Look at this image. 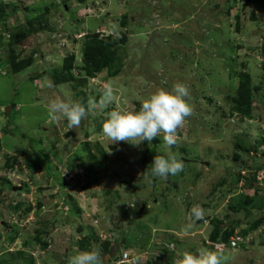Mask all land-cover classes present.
<instances>
[{"label": "rangeland", "instance_id": "374dc122", "mask_svg": "<svg viewBox=\"0 0 264 264\" xmlns=\"http://www.w3.org/2000/svg\"><path fill=\"white\" fill-rule=\"evenodd\" d=\"M0 2L7 10L10 4L19 7L8 20L10 33L16 25L25 26L29 18L49 10V27L29 34L16 46L22 58L33 54L34 62L25 70L12 72L9 42L0 38V50L5 51L0 54V264H31V260L34 264H68L71 256L82 251L77 250L82 247L77 237L85 234L78 232L80 225L92 229L86 237L93 234L97 247L102 241L94 234L97 228L107 232L112 228L121 250L135 253L147 249L155 253L160 248L155 242L173 239L174 232L178 233L174 238L177 256L183 251L209 248L197 234L203 225L192 215L197 206L203 211L201 220L213 219L211 228L215 219L223 227L232 223L235 232L248 228L252 240L227 250L230 264H264V221L256 230L250 228L252 221L264 217V167L257 168L264 165V0ZM126 15L127 31L121 21ZM105 19L119 25V38L128 35L120 49L124 68L116 76L87 79L77 67L83 64L84 35L109 32ZM4 27L0 22V34L6 30ZM70 53L76 57L75 78L56 84L52 76L62 71L65 56ZM245 70L251 74L253 84L260 87L254 92L252 118L230 114V96L239 83L237 72ZM109 81L115 83L119 93L108 109L89 115L76 129H69L66 121L49 123L50 99L60 95L82 101L81 92L88 99L96 98L99 88ZM176 82L189 87L194 114L178 131V145L166 149L161 141L157 151L179 154L185 167L167 180L157 178L149 183L144 179L148 171L142 162L154 142L109 145L100 124L116 105L136 109L157 88L171 89ZM10 105V112L3 109ZM236 143L245 148L252 144L257 150L247 152L237 148ZM29 159L39 164L30 166ZM8 161L14 163L12 168ZM253 172L255 180H249ZM4 177L23 189L13 191V185L4 183ZM9 195L24 202L34 198L45 206L37 209L31 222L17 223L14 215L20 214L7 203ZM247 196H254V204L247 203ZM131 203L137 208L129 217L132 210L125 209ZM239 205L249 208L235 211L233 207ZM94 212L103 218L97 225L88 218ZM58 214L62 226L49 235ZM42 227L46 230L41 239L48 245L42 247L37 241L34 256L26 244ZM64 236L71 241L62 245L59 238ZM142 244L146 247L138 252L136 245ZM22 246L28 250L25 254L19 252Z\"/></svg>", "mask_w": 264, "mask_h": 264}, {"label": "clouds", "instance_id": "9594fccd", "mask_svg": "<svg viewBox=\"0 0 264 264\" xmlns=\"http://www.w3.org/2000/svg\"><path fill=\"white\" fill-rule=\"evenodd\" d=\"M109 31L110 34H112L116 38H119L118 24H110ZM96 78L98 77H91V79ZM48 86L52 87L51 83H49ZM118 93L119 89L116 87L115 83L113 81H109L99 88L98 97H90L86 102L81 100H73L69 96L57 95L54 98L50 99L47 104L49 123L59 125L61 122L66 121L69 129H76L81 125V122L83 120L88 118L89 115L94 114L96 112H103L104 110L108 109L109 106L115 104ZM190 100V89L186 84L182 82H176L171 89L162 87L157 88L147 98L141 101L138 110H127L121 108L119 105H116L113 110L108 111L106 113V118L102 122V136L109 142V145L118 142H127L132 146H139L143 141H148L150 144L154 139L162 137L163 145L165 146V148H172L173 146H176L179 143L178 131L184 127L186 119L194 114V107L190 103ZM151 165V169L145 174L144 177V179L147 180L149 183L153 182V179L156 178L167 180L170 175H177L178 173L182 172L185 167L184 161L182 158H180L179 154L172 152H166V154L164 155H155L151 162ZM11 184L15 185L13 182ZM20 201L23 203H21ZM0 202V204H2L1 199ZM7 203L11 204L8 200ZM20 203L22 204V207L18 209L12 208L14 211H17L20 214L19 216L14 215L18 219L17 223L23 221L31 222V219L33 220L37 209H43L45 206V203L42 202L41 207H38V202H35L34 198L29 202H24V200L20 198L17 204ZM31 204L32 209L29 211H25L26 207ZM133 204L137 206L135 203ZM134 207L130 205L126 206V209L131 210ZM133 211L130 212V217L133 216ZM96 213L97 212H94L88 217L89 219L94 220L93 225H97L98 221L100 222V220L103 219L100 217V215H97ZM192 215L198 220H200L201 224L203 223V225L199 228L197 232L198 234L202 235V240L205 243L206 238H210L209 236L212 229L210 226L212 224L213 219L208 218L205 220H201L203 211L198 206L192 209ZM55 221L56 223H58V225L56 227H53L54 230H52L49 235H52V232H58L59 227L62 226V224H59V222L61 221L59 217ZM3 223L6 222L3 221ZM85 224L90 226L91 228L93 227L91 224ZM190 228L191 225H189L188 228H186L185 230L187 231ZM43 229L44 227L37 230V232ZM112 230L113 229L111 228V230L107 232V230L103 228H97L96 233L94 234H96L97 237H100L102 239V241L99 242L100 244L109 241L112 247L114 244L117 243L115 240L116 238H113L114 233L112 232ZM85 231L90 232L92 231V229H85ZM208 231L209 233L206 235ZM37 232L35 233L33 239L30 238V243L26 244V246H29L28 248L32 249L31 253L34 256L35 254H33V252H35L34 250L37 247V241H39L41 243V246L44 247L42 245V241L44 240L40 241L39 239H36ZM239 232L240 231H236L234 234ZM79 233L82 234L83 232ZM40 236H42V233L40 234ZM84 236H87V234H83V236L77 237V241L80 242L81 238ZM242 236L246 238V241L241 242L240 244H249V242L252 240L251 238L249 239V234L246 236ZM59 239L61 240L60 242H62V245L68 244L71 241H69L70 238L65 236L63 238L60 237ZM49 241L51 242L52 240L49 239ZM157 243L159 245L162 244L161 242ZM165 243H163L164 247ZM54 245L55 242H52V244H50L51 247H53ZM204 245H206V243ZM66 248L69 247L67 246ZM209 248L200 247L196 249L195 252H180L178 253L180 258L176 261L175 258L174 260H171L169 251H164L163 248H158L155 253H151L148 251H145L144 253H135L125 248L123 250L138 254L140 258H135L137 264L139 260L141 261V264H169L168 262H171L172 264L176 262L177 264H230L231 254L227 252V250L235 248H229L227 250L219 247L214 250L212 247ZM79 249L77 248V250ZM19 250L28 251L23 248V246ZM123 250H121L119 244V250L116 253V256L107 259L106 255L109 252L104 255L100 247L91 246L89 249L77 251L75 255L69 258L68 264H108V261L114 262L113 264H115L116 261L119 259V254ZM149 253L151 254V256H148ZM158 253H160L161 255L157 256ZM155 256H157V259H154Z\"/></svg>", "mask_w": 264, "mask_h": 264}, {"label": "trees", "instance_id": "16d2710c", "mask_svg": "<svg viewBox=\"0 0 264 264\" xmlns=\"http://www.w3.org/2000/svg\"><path fill=\"white\" fill-rule=\"evenodd\" d=\"M87 0H79V2H85ZM66 2V1H65ZM11 8L7 10L3 4L0 2V22L4 24V28L6 30H9L10 25L8 24V20L12 16L13 13H15L19 7L14 6L10 4ZM49 10H46V12H43L39 14L38 16H35L33 18H29L27 20V24L24 25H16L11 29V34H10V39H9V62L10 66L12 69V72L18 73L22 70H25L26 68L30 67L33 62H34V57L33 54H30L29 56H24L22 58L20 52L16 51V46L20 44V42L26 38L29 34L37 33L39 31H42L46 28L49 27V20L47 18ZM253 18H256L255 13L252 14ZM122 25L125 26V31H127V24H128V19L127 15L123 16L122 19ZM105 25L110 26V22H107L106 19L104 20ZM107 22V24H106ZM115 23V22H113ZM104 25V26H105ZM102 26V27H104ZM0 38H3L2 34H0ZM84 44H83V59L82 62L83 64L80 66L79 64L75 63V53H70L65 56L64 59V65L62 68V71L60 73L56 72L52 77L54 78L56 84L59 83H66V82H71L74 80L75 76L73 75V69L74 67H79L82 71H84V76L89 79L91 77H102V78H109L112 76L118 75L124 68V63H123V56L120 54V49L121 46L124 45L128 41V35L127 33H124L121 38H116L109 32H101V31H91L90 33H86L84 35ZM3 40V39H2ZM5 42V41H4ZM7 43V42H6ZM117 44V47L115 45ZM237 76L239 77V83L236 89L235 94H232L230 97V114H240L241 116L247 117V118H252V111H253V98H254V92L256 90H259L260 87L255 86L252 82V76L248 71H238ZM82 96V101L86 102L88 100V97H86V94L84 92H81ZM140 107V104H138L136 110H138ZM105 118H103L104 121ZM100 129H102V123L100 124ZM71 134V133H70ZM263 142H264V136H262ZM161 138L158 137L157 139H154V146L151 148L147 149V152L144 155V160L142 162L143 167L145 168L146 171H149L151 169V162L154 158L155 155H163L162 153H159L157 151V145L161 142ZM237 148H242L245 149V151L250 152L252 150H257V147L255 145H249V147L245 148L241 143H236L235 144ZM85 146L88 148L90 146V142H87ZM98 147V145H95ZM184 149V147L182 148ZM185 150V149H184ZM102 152H104L102 150ZM92 157L97 159V156L95 154H91ZM240 154L238 152L235 153V157L238 158ZM30 166H36L39 164L37 160L32 159L29 163ZM7 165L9 167H13L14 163L7 162ZM264 165L260 164L257 168L263 169ZM256 172H253V175L251 177H248L249 180H255ZM154 180H157L154 179ZM91 183L88 182V185ZM86 187V186H85ZM21 202V201H20ZM254 196H247V203L249 204H254ZM23 203V202H21ZM16 204V205H11L9 206L13 209H18L22 207V204ZM42 201L38 202V207H41ZM134 208H137L135 206ZM131 209L132 211L134 210ZM249 207L246 205H239V206H234L233 209L235 211H241L244 209H248ZM32 209V205H29L26 207L25 211H29ZM251 209V208H250ZM127 210V209H126ZM129 210V209H128ZM127 210V211H128ZM249 213V212H248ZM134 213L132 212V215ZM264 221V217H260L255 219L250 223V228L256 230L259 228V225ZM238 223V222H237ZM222 222L218 221L215 219L213 221L212 229L210 232V238L212 240H228L231 235L235 233L236 226L233 225L232 223L229 222V225L226 223L224 224V227L221 226ZM58 223L54 224L53 226L56 227ZM90 227V226H89ZM79 232H84L85 231V226L80 225L79 226ZM46 229L44 228L43 230H40L41 232H37L36 239H39L42 241L40 234L44 233ZM239 233L242 235H247L248 234V228L241 230ZM173 239H170L169 243H174V248L173 249H167L166 247L163 246V243L159 245L157 242H155V246H160V249L163 248L164 251H169L170 255H173L174 257L171 258V260L175 261L179 259V256L175 255V253L178 252V244L176 240L174 239L175 237H172ZM13 238L11 239V241ZM80 246L83 248L88 247L89 243H87V237L84 236L80 240ZM28 243V242H27ZM42 245L46 247L48 245L47 241H42ZM81 247V248H82ZM111 247V243L109 241H106L102 245V252L103 254H107L109 252V249ZM19 252H23V250H19ZM172 253V254H171ZM25 254V253H24ZM19 256H22L19 254ZM111 261V260H110ZM31 264H34L33 260L30 261ZM151 264V263H149Z\"/></svg>", "mask_w": 264, "mask_h": 264}, {"label": "built area", "instance_id": "2783aa9c", "mask_svg": "<svg viewBox=\"0 0 264 264\" xmlns=\"http://www.w3.org/2000/svg\"><path fill=\"white\" fill-rule=\"evenodd\" d=\"M10 34L11 33H10L9 30H2L3 40L6 41V42L9 41ZM1 48L3 49V45L0 43V49ZM3 52H5V51L0 50V54H3ZM22 197H24V194H23ZM19 199H13L10 195L8 197V201H10V203L13 204V205L17 204ZM131 206L134 207L135 205L132 203ZM245 241H246V238L244 236H242L240 233H236V234H233L230 237V239L226 240V241L225 240H221V239L212 240L210 238H206L205 243H206L207 246L212 247L213 249H216V248L219 247V248H223V249L227 250L229 248H235L241 242H245ZM165 247L167 249H173L175 246H174V243L167 242V243H165ZM160 255H161L160 253L157 254V256H160ZM157 256H155L154 259H157ZM137 257H139L138 254H134V253H131V252L127 251V250H123L119 254V259L116 261L115 264H137V261L135 259ZM138 264H141L140 260H139Z\"/></svg>", "mask_w": 264, "mask_h": 264}, {"label": "crops", "instance_id": "0c3cea01", "mask_svg": "<svg viewBox=\"0 0 264 264\" xmlns=\"http://www.w3.org/2000/svg\"><path fill=\"white\" fill-rule=\"evenodd\" d=\"M142 201H144V199H142ZM126 210V209H125ZM127 211V210H126ZM59 216V214L57 215V217ZM130 217V216H129ZM193 221H197V220H195V219H193ZM200 221V220H199ZM201 222V221H200ZM207 222H209V221H207ZM197 223V222H196ZM168 231H171L170 229H167ZM172 232V231H171ZM171 232H169V233H171ZM87 233V231H85V234ZM94 233H96V232H94ZM173 233V232H172ZM175 233V234H174ZM173 233V236H171V237H176L175 235H176V233L177 232H174ZM178 234V233H177ZM197 234H198V232H197ZM93 234H91L90 235V238H87V243H89V245H88V247H86V249H89L91 246H94L95 244H94V239H93ZM159 240H161V239H159ZM158 242H162V241H158ZM166 242H170V240L168 239ZM105 243V242H104ZM104 243H102L101 245H100V248H102V245L104 244ZM78 244H80V242L78 243ZM77 245V244H76ZM137 247H136V249L138 250V252H141L140 251V248H144V247H146V246H143V244L142 245H140V246H138V245H136ZM152 246V245H151ZM99 247V246H98ZM76 248H77V246H76ZM80 249H81V247H80ZM79 249V250H80ZM86 249H82V250H86ZM125 249H127V248H125ZM66 250V252H67V254H69V252H70V248H66L65 249ZM81 251V250H80ZM132 251V250H131ZM147 251L148 252H151V251H149V249H147ZM143 252V251H142ZM104 253V252H103ZM172 254V253H171ZM105 255V254H104ZM67 257L69 256V255H66Z\"/></svg>", "mask_w": 264, "mask_h": 264}, {"label": "water", "instance_id": "95a60500", "mask_svg": "<svg viewBox=\"0 0 264 264\" xmlns=\"http://www.w3.org/2000/svg\"><path fill=\"white\" fill-rule=\"evenodd\" d=\"M116 46L117 45H115V47ZM3 109L6 110L7 112H10V110L12 109V106L10 105L8 107H3ZM13 189L14 190H17V189L21 190L22 186H13ZM144 207H145V205H143V208ZM227 225H229V224H227ZM118 250H119V243H116L109 249V253L106 255V258L109 259V258L115 257Z\"/></svg>", "mask_w": 264, "mask_h": 264}, {"label": "flooded vegetation", "instance_id": "af4514ba", "mask_svg": "<svg viewBox=\"0 0 264 264\" xmlns=\"http://www.w3.org/2000/svg\"><path fill=\"white\" fill-rule=\"evenodd\" d=\"M4 183H12V180H10V178L4 177ZM14 183V182H13ZM13 186H18L17 184L13 185ZM6 190V189H5ZM14 190V189H13ZM7 191V190H6ZM8 192V191H7Z\"/></svg>", "mask_w": 264, "mask_h": 264}]
</instances>
